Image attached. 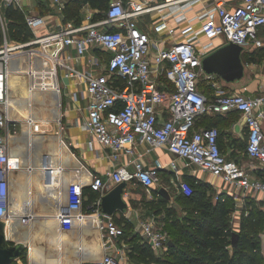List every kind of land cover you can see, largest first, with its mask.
Wrapping results in <instances>:
<instances>
[{
    "label": "built area",
    "instance_id": "built-area-1",
    "mask_svg": "<svg viewBox=\"0 0 264 264\" xmlns=\"http://www.w3.org/2000/svg\"><path fill=\"white\" fill-rule=\"evenodd\" d=\"M24 1L33 0H0V221L6 234L13 223L7 80L12 57L34 51L47 59L53 71L59 105L60 79L71 89V102L86 100L81 123L87 135L84 146L111 163L104 174H94L89 182L98 198L87 217H94L103 251L83 264L126 261L124 251L119 253L116 246L123 227L101 210V198L108 191L105 176L113 186L127 182L155 191L156 196L161 188L190 196L192 185L183 178L184 168L190 166L218 178L235 202L258 199L264 215V179L253 176L254 169H264V93L228 94L217 83L219 77L202 68L203 58L224 44L240 45L243 53L264 46V0H112L100 18L89 12L81 23L60 25L49 33L42 31L44 16L27 14L25 23L34 38L11 47L4 10L9 6L24 10L29 6ZM51 2L64 7L62 0ZM152 14L154 20H149L146 16ZM33 44L41 47L12 52ZM85 58V68H79ZM201 79L209 81L211 97L200 91ZM230 112L238 113L247 128L244 155L256 162L254 169L225 156L217 127L195 129L202 116ZM140 146L145 149L139 151ZM154 149L174 157L148 163L145 156ZM164 170L171 173L168 184H162ZM73 186L67 193L68 208L81 211L83 183L77 190ZM62 216L64 227H69L72 215ZM135 231L154 253L166 252L169 235L151 217H139Z\"/></svg>",
    "mask_w": 264,
    "mask_h": 264
},
{
    "label": "rangeland",
    "instance_id": "rangeland-1",
    "mask_svg": "<svg viewBox=\"0 0 264 264\" xmlns=\"http://www.w3.org/2000/svg\"><path fill=\"white\" fill-rule=\"evenodd\" d=\"M49 4V0H33L31 5L23 10L24 16L27 14H34L46 17L49 13H55L54 8ZM199 8H201V5L197 6L195 9L197 10ZM153 17L149 16L148 19L154 20ZM149 23L151 22L149 21ZM146 28L149 29L147 26ZM33 38L34 37L30 38L29 41L33 40ZM9 43L11 47L19 44L12 39H9ZM1 44L2 42L0 45ZM39 47H41L39 44H33L25 48L14 49L12 52L16 53L21 50H37ZM263 49H256L260 55L257 56L255 62L246 64L242 59L245 64V71L243 77L239 81L226 83L219 78L217 83L221 86V90L230 94L239 92L237 90L240 88H245L246 94H259L261 86H264ZM34 53L36 52L19 53L12 57L10 63L16 65L18 68L20 67V69L29 70H34L42 64L47 63V59L43 58L42 60L41 57L37 56V54L34 55ZM97 54L101 55L103 58L106 57L101 51H98ZM84 60L85 63H87L88 59L85 58ZM45 72L48 77V70H45ZM27 76V73L26 75L19 74L18 76H12L9 72L7 80L8 100H12V98L21 99L19 100L20 104L19 102L16 104L14 103L9 107L8 112V134L12 136L11 138L8 137V145L10 148L12 146V149L18 148L17 152L12 150L11 153V155H13L11 156L10 171L13 181L11 194L14 195L16 206L10 207L13 215L15 208L21 209V207L27 205L28 202H32V204L36 205L34 211L37 213L35 214L39 215L37 216L38 220L36 221H34V218L28 219V217L27 219L22 218V220L21 218L20 220L13 219V223L8 229V237H11V233H17L18 237L16 239L12 237L13 242L21 241L28 246L29 253H26V256L22 258L18 264H48L50 259L54 260L53 264H77V262L83 264L85 260L98 257L102 253V238L100 237L98 230L94 227V222H90L88 228L84 229L83 227L77 230L67 227V225L64 227L62 224L63 222L61 223L63 213L72 215L74 218L81 217L85 218V220L93 221L91 217H87L90 213L84 211L83 207L81 211H79L78 208L76 210L74 209V211L68 208L70 207V204L67 203L68 197L65 198L64 195L65 190L63 180L68 182L67 186H69V188L75 184L77 178L80 179L81 184L83 183V188L89 187V182L96 173L94 170L97 168L98 162H103L104 160H101L102 158L94 152L86 150L85 146V148L82 146V143L86 138V132L81 124L83 120V102L71 106L69 103L71 102L69 96L70 92L69 88L64 86L65 81L61 79L59 81L61 85V93L63 95L61 97L60 105L58 102V93L56 96V103L60 108L59 117V113L55 111L56 108L51 107L52 104L53 106L56 104L52 103L53 101L55 102V98L51 93L48 95V88L45 90V93L42 91L38 94L39 100L35 104H27L25 99H22L24 97L23 93L20 91H12L13 86H15L17 81L20 80V83H22V89H24L25 93V91L32 86L31 82L34 83L33 80H31V77L27 78ZM40 76L38 82L40 81L39 83L45 85L44 83L48 82V80H46L48 78H42L43 76ZM36 77L37 75L35 78ZM210 88L212 87L209 81L204 79L199 81V89L203 93L207 94V91H210ZM82 101H84L83 98ZM48 117H52L55 121H50L51 123L48 122ZM26 129H29L33 138L32 143H34L31 145V149L28 148L30 152H28L23 141V135L25 134ZM244 146L245 142L243 140H238L229 146V148L233 149L232 155L234 157L238 156L242 165L246 167L253 165L252 167L254 169L256 168V162H251L247 156H243ZM224 147L226 148V146ZM41 159L50 161L51 164H56L55 169L53 171H47L45 175L47 179L46 181L52 184L57 181L60 184L56 193L41 191L42 189L39 190L36 187H32L30 184L31 179L34 180L35 175L38 173V171L31 169L42 167L36 166L37 164H41ZM45 160L44 163L46 164ZM178 162L180 164L182 163L181 160H178ZM27 166L30 167L28 172L24 170ZM189 168L190 166L184 168L183 171ZM103 171L104 169L102 170V173L104 174L105 171ZM25 173L28 175V180H26V182ZM253 173V176H258L259 178L264 179V170L259 171L258 173ZM23 176L24 180H22ZM164 178L162 184H167V177ZM18 179L21 180L19 181ZM16 180L19 181V184H16L18 182H16ZM194 188L199 192L203 202H215L218 189H215L214 186L209 185V188H207L206 185H197ZM127 189L128 193L129 191L133 193L135 198L129 195L126 200L128 199L130 205L141 209L139 217H151L155 221L156 226L164 228L167 232L172 233L170 234L172 240H176L180 234L183 238H187V242H178L177 246L178 248H181L180 251L191 254L193 251L191 250L193 247V231L185 229L180 225L179 229L183 232H176V227H173L172 225V223L177 220H179L181 224L183 216L188 215V212L186 211L187 205L182 204L181 201L177 199V195L179 196V194L174 190L171 191L170 200L166 205L159 206L156 204H149V202L157 199L155 191H147L142 187L134 185H128ZM249 198L250 197H245L241 202L234 201L235 203L232 204L233 211L231 212V217H228V219L229 226L233 232H238V228L234 224L240 217L243 203L245 200H249ZM83 200H86V197H84ZM253 200L257 202L258 199L255 198ZM61 203L64 205L62 208ZM117 214L115 215V219H120L121 214ZM42 215H44V218H40ZM72 217L70 218L73 219ZM135 219L136 218L134 217L133 221H135ZM211 220L212 218H208V221H205V223L209 224ZM57 221L59 222L55 224ZM50 223L53 225L51 226ZM131 224L134 226V222H131ZM202 228L206 229L207 227L206 225H203ZM132 234H135L134 229L128 233V236H131ZM57 237H62L64 240L63 246L56 247L52 244L51 241H54L53 238ZM28 238L32 239V241H29L30 239L28 240ZM116 246L119 253L122 252V250L124 251L126 255L125 264H171L168 255L161 256L156 253L153 254L150 251L147 252L146 256L141 253L131 255L126 240H117ZM37 251L39 252V255L37 254Z\"/></svg>",
    "mask_w": 264,
    "mask_h": 264
},
{
    "label": "trees",
    "instance_id": "trees-1",
    "mask_svg": "<svg viewBox=\"0 0 264 264\" xmlns=\"http://www.w3.org/2000/svg\"><path fill=\"white\" fill-rule=\"evenodd\" d=\"M110 1L111 0H67L64 2L62 10L64 16L63 20L73 19L76 24H79V11L82 6L86 4L90 5L94 12H96L94 13V18H100ZM4 15L8 24V39H12L16 43H24L33 37L31 30L25 23L23 10L9 6L4 10ZM1 42L2 33L0 32V43ZM261 48L263 49L264 46ZM256 49L242 54V59L246 64L256 61L257 56L260 55ZM212 94L213 90L210 88V91H207L206 95L211 97ZM262 170L264 169H258L255 172L258 173ZM187 181L192 185V194L190 196H185L182 193H178L179 196L177 195V199L180 200L182 204L187 205L186 211L188 215L183 216L181 224L180 221L177 220L172 223V225L176 227V232H183L179 229L180 225L185 229L193 231V247L191 248L193 251L191 254L180 251L181 248H178L177 243L187 242V238H183L180 234L176 240H172L170 238V234L172 233L167 232L171 244H168L166 252L161 256L168 255L171 264H264V256L261 253V240L259 237L264 230V215L260 208V202H255L252 198H249V200H245L243 203L237 229V245L232 246V234L234 232L229 226L228 217H231V212L233 211L232 204L235 203L233 198L225 193H221L217 195L215 202H203L199 192L194 187L197 185H206L207 188H209V185L197 183L194 180ZM84 197H86V200H83L82 203L83 210L90 213V206L98 198V193L93 191L90 187H84L83 198ZM169 200L170 199L159 194L157 199L149 202V204L164 206ZM113 218L115 219V215ZM208 218H212V220L209 224H206L205 221H208ZM115 221L122 226L124 230L123 235L118 241L120 239L123 241L126 240L131 255L141 253L146 256L148 251L154 254L150 246L146 242H143L136 231L135 234L128 236V233L134 229V226L124 218L123 215H121L120 219H115ZM203 225H206L207 228L203 229ZM25 256L26 254L13 264H18Z\"/></svg>",
    "mask_w": 264,
    "mask_h": 264
},
{
    "label": "crops",
    "instance_id": "crops-1",
    "mask_svg": "<svg viewBox=\"0 0 264 264\" xmlns=\"http://www.w3.org/2000/svg\"><path fill=\"white\" fill-rule=\"evenodd\" d=\"M37 1H40V0H37ZM66 1L67 0H62L63 4ZM49 2H50L49 5L52 8H54L55 13H49L46 17L44 16L45 19H46V25L44 26V28H42L43 32H47L48 31V33H49L51 31H54L60 25L70 26V25L76 24L75 20H73V19L63 20V17H64L63 13H62L63 8L61 9L58 4L52 3L51 0H49ZM27 3L29 5H31V2H25V1L23 2L24 5L27 4ZM89 12H94V10L88 4L83 5L82 8L79 11V17H78L80 23L83 21L84 16L87 13H89ZM149 16L153 17V16H155V14L147 15L146 17L149 18ZM85 64H86L85 61L81 60L80 63L78 64V67L79 68H85ZM18 75H14V76H18ZM22 75H26V74H22ZM31 76H32V72L28 74L27 78L31 77ZM46 78H48V77H46ZM46 80H48V79H46ZM47 83H48V95H50V93H51V94L54 95V98H55L54 99L55 102L53 101L52 103H54L56 105L53 106V104H52L51 107L56 108L55 111H57V113H59L58 115L60 117V110H59L60 108L58 107V105L56 103V98H57L56 97L57 96V92H56L57 90L55 89L57 87L56 80L53 77ZM19 84H21L20 80H18L17 83L15 84V86H13L14 87V89H13L14 92L17 91V88H18ZM70 91H71V89L69 88V92ZM237 91L246 94L245 88H240ZM263 93H264V86H261L259 94H263ZM246 95L252 96L251 94H246ZM253 95H255V94H253ZM22 99L23 100L25 99L27 104H29V103L30 104H35L38 101V98L34 97V96H28V97L24 96ZM19 100H21V99L14 98V103L16 104L17 102H19ZM83 100L84 101L80 100V101L75 102V103H73V102H69V103L71 104V106H73L76 103H80V102L82 103L83 102L82 106H83V116H84L85 115L84 107H85V104H86V100L85 99H83ZM19 104H20V102H19ZM50 121L52 122V121H55V120L52 117H48V122H50ZM207 126H215V127L218 128V130H219V140L218 141H219V145L221 147V150L225 154V156L227 158H230V159H236L237 161L240 162V159H239L238 156L234 157L232 155L233 149L229 148V146H231L232 144H234L238 140H243L245 142V144H246V141H247V128L244 125V122L241 120L239 114L236 113V112H230V113H227V114H217V115H205V116H202L201 118H199L197 120L195 129H200V128L207 127ZM86 137H87V135H86ZM32 140H33V138L31 136V133H30L29 129H26L25 134L23 135V141L25 143V147L27 148L28 152H30L29 149H31V145L34 144V143H32L33 142ZM84 142H85V140H84ZM84 142L82 143L83 148H85L84 147ZM224 146H226V148ZM244 148H245V146H244ZM144 149H145L144 146H140L139 147V151H143ZM12 150L17 152L18 148L12 149V146H11V148H10V152L11 153H12ZM243 156H244V152H243ZM155 158H159L162 162H167V161H169L170 159L173 158V155L168 153V152H166L164 149H154V150H152L150 153H148L145 156V161L150 163ZM44 160L45 159H43V160L41 159V164H37L36 165V166H42V167H35V168L31 169V170H34V171H38V173L35 175V177H34L35 179L34 180L31 179L30 184H31L32 187H36L39 190L42 189L41 191H45V192H48V193H50V192L56 193V191L58 190V187H60V184L57 181H56V183L52 184V183L46 181L47 179L45 177L46 172L50 171V170L53 171L55 169V167H56V164L55 165L51 164L50 161H47V160H45L46 161V164H45ZM101 160H104V161L103 162L102 161L98 162L97 168L94 170V172H96L95 174H103L102 173L103 169L106 172V170H108L111 167V163H109L106 159H101ZM25 168H24V170H26L27 172L30 170L29 166H27ZM25 176H26V178H25V182H26V180H28V175H26V173H25ZM164 177H167V184H168L169 183V179L171 177V173H169L166 170L162 171V178H163L162 180L165 179ZM183 178H185L187 180H191V181L194 180L197 183L198 182L199 183H205V184H209L210 186H214L215 189H218L217 190V194L218 193H228V192H226L227 187L218 178H214V177L210 176L207 172H204V171L199 170L197 168L190 167L189 169H186L185 171H183ZM63 181H64L63 185H64V190H65L64 195H65V198H66L68 190H69V186H67L68 182L66 180H63ZM105 182H106V185L108 186V191L112 187H114L113 184L107 180V178H106ZM162 183H163V181H162ZM80 184H81L80 179L77 178V180L75 181V185L73 187L77 190L79 188ZM128 185H132L133 186V184H128ZM68 195H69V193H68ZM129 195H131V197L135 198L134 194L131 193L130 191L128 193V189L126 188V190L124 192V198L126 199L127 196H129ZM10 198H11V207H15L16 203H15L14 195L10 194ZM258 198H259V196H258ZM127 202H128V199H127ZM128 205H129V208H128L127 212L120 213V214L123 215L129 222H134V229H135L136 225H137V222H138L139 213H140L141 209L138 208V207H134V206L130 205L129 202H128ZM35 208H36V205L32 204V202H28V204L24 205V207L22 206L21 209L15 208L14 209V214H13V219L20 220V218H21V220H22V218H23L22 216H26V217H28V219L29 218H31V219L34 218V221L38 220L37 216L39 214H35V213H37L36 211H34ZM76 209H77V207H76ZM134 217L136 218L135 221H133ZM40 218H44V215L40 216ZM58 222L59 221L55 222V224H57ZM62 222H64V221H61V223ZM90 222H94V221L85 220V218H81L80 217V220L77 223H73L72 224V223L69 222L70 223L69 227L73 228L74 230L81 229L83 227L85 229V228H88V225L90 226ZM62 224L64 225V223H62ZM50 225L52 226L53 224L50 223ZM234 225H236L237 228H238V226H239V218H238V221ZM11 237H14L16 239L18 237V234L17 233H11ZM29 239L30 238H28V240ZM53 239H54V241L52 240L51 242L56 247H60V246L64 245V240L62 239V237H57V238H53ZM29 241H32V239H30ZM37 254H38V251H37ZM53 261H54L53 259H50V261H48V264H53ZM77 264H79V262H77Z\"/></svg>",
    "mask_w": 264,
    "mask_h": 264
},
{
    "label": "water",
    "instance_id": "water-1",
    "mask_svg": "<svg viewBox=\"0 0 264 264\" xmlns=\"http://www.w3.org/2000/svg\"><path fill=\"white\" fill-rule=\"evenodd\" d=\"M106 28L110 29L111 26L108 25ZM242 53V46L234 43L224 44L203 58L202 68L206 74H214L226 83L239 81L245 71ZM127 185V182L116 184L102 196L100 205L103 213L114 216L116 213L127 212L129 205L124 198ZM158 192L170 199L169 192L165 188H161ZM237 237L238 233L234 232L232 234V246L237 245ZM259 237L261 240V253L264 256V233H261ZM168 244H171V242L168 241ZM26 253H29V251L25 243L21 241L10 243L4 223L0 221V264H13Z\"/></svg>",
    "mask_w": 264,
    "mask_h": 264
},
{
    "label": "bare ground",
    "instance_id": "bare-ground-1",
    "mask_svg": "<svg viewBox=\"0 0 264 264\" xmlns=\"http://www.w3.org/2000/svg\"><path fill=\"white\" fill-rule=\"evenodd\" d=\"M39 60H41V59H39ZM10 67L11 68H9L10 69V73L12 74V76H14V75H18V74H26L27 73V75L29 74V73H31L32 72V76H31V80H33V82L34 83H32L31 82V85L32 86H30V88L28 89V90H26L25 91V93H24V89H22V83L21 84H19V86H18V88H17V92L18 91H20L21 93H23V95L25 96V97H28V96H34V97H37L38 98V94L40 93V92H42L43 91V93H45V90L48 88V83L46 82V83H44L45 85H42V83H39L38 82V78H40L41 76L40 75H42L43 77L42 78H46L47 77V73L45 72V70H48V82H49V80L50 79H52L53 77H54V74H53V71H50L49 69H48V65H46L45 63L44 64H42L40 67H38V68H36V69H34V70H32V69H20V67L18 68V67H16V65H14V64H10ZM37 75V77L35 78V76ZM45 76V77H44ZM44 81H46V80H44ZM39 83V84H38ZM14 89V87L12 88V91H14L13 90ZM7 91H8V87H7ZM27 93V94H26ZM44 95V94H43ZM39 100V99H38ZM12 102V103H11ZM7 104H8V112H9V107L11 106V105H13L14 104V98H12V100H8V102H7ZM12 137V136H11ZM11 137H9V138H11ZM9 152H10V146H9ZM10 155H11V152H10ZM11 156H13V155H11ZM19 180V179H18ZM18 180H16V182L18 181ZM21 180V179H20ZM19 180V181H20ZM22 180H24V176H23V179ZM19 181L16 183V184H18L19 183ZM13 182V181H12ZM10 206H11V198H10ZM62 207H64V205L61 203V208ZM73 219H70V223H77L79 220H80V217H72ZM91 218L93 219V221H94V217H92L91 216ZM93 225H94V227H95V222L93 223ZM7 235H8V233H7ZM38 255H39V252H38ZM50 261V260H49Z\"/></svg>",
    "mask_w": 264,
    "mask_h": 264
}]
</instances>
